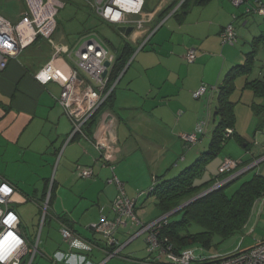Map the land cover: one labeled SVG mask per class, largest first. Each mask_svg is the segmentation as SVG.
I'll return each mask as SVG.
<instances>
[{
  "label": "crops",
  "instance_id": "obj_1",
  "mask_svg": "<svg viewBox=\"0 0 264 264\" xmlns=\"http://www.w3.org/2000/svg\"><path fill=\"white\" fill-rule=\"evenodd\" d=\"M172 1L145 0V12H152L154 17L145 23L144 28L135 29L129 37L119 33L116 24L103 20L114 29L120 44L128 43L134 50L141 44L137 51L139 65L129 73L131 63L117 81L112 98H108L85 125L84 131L89 138L79 133L71 136L72 122L58 102L62 83L57 80L42 81L36 77L51 57L53 42L75 51L85 39L70 42L69 34H57L58 24L51 39L38 37L20 55L10 59L5 70L0 71V174L16 188L13 209L20 216L21 225L28 221L25 210L20 211L21 206L24 208L34 200L42 211L48 193H51V202L57 188L55 211L58 213L56 219L60 231L63 226H68L81 239L95 244L94 249L88 252L70 248L64 239L52 243L45 238V250L36 255L32 264L99 263L101 260L97 254L107 255V245L102 237H90L78 231L76 224L80 218L76 210L79 204L76 202L80 201L81 205L86 202L85 207L88 206L91 199L86 192L91 187H103L101 191L104 195H97L100 219L102 215L111 218L114 216L112 202L118 194L117 185L111 181L114 173L125 188L129 187L130 194L125 189L127 195L136 197L140 190L132 194V187H151L161 179L175 176L208 149L210 142L202 147L199 144L207 141L204 136L210 121L211 106L209 104L205 111V101L193 97V92L202 85L215 87H211L208 99L210 101L214 94L217 96L214 116L219 86L230 68L240 60L238 49L233 47L235 44L224 43L221 33L231 22L242 26L239 30L242 33L251 22L250 15L254 13L245 14L248 3L237 6L230 0H192L177 12L162 17V11ZM72 2L78 7L89 6L94 11L90 0ZM161 20V26L152 32L153 26ZM150 32L153 34L149 35ZM82 34L86 35L83 31ZM147 36L149 40L146 42ZM151 42L152 45L148 47ZM106 46L114 53L111 45ZM192 48L197 51L198 57L195 62L189 63L186 53ZM71 65H74V61L68 55L57 62V67L63 73H67ZM127 74L128 78L123 83ZM241 80H238L234 93L238 100L235 106V130L248 143L245 146L249 148V160L253 157L258 159L264 156V140L255 141L252 147L249 146L250 142H246L238 124L240 105L243 106L242 111L248 112V119L244 117V123L248 121L252 125L255 119L256 123L258 120L250 106L256 97L251 90H241L244 83L241 85ZM256 100L264 105V98ZM202 120L206 121L204 133L199 135L195 144L187 145L182 134L194 133L197 123ZM95 142L103 143V154L96 149ZM153 144L157 145L156 148ZM139 150L142 155L138 157L136 153ZM77 164L93 168V177L82 179L76 172ZM218 169L214 172L210 168L211 177L205 170L198 181L219 180ZM258 173L264 175V166ZM137 177H140L141 185L131 182ZM69 187L82 188L72 191ZM67 190L69 196L65 194L62 197L61 192ZM94 223L90 225L92 229ZM20 228L22 235L29 242H34L33 234ZM117 238L120 240L118 233ZM261 239L257 238L255 242ZM81 256H85V260L82 261Z\"/></svg>",
  "mask_w": 264,
  "mask_h": 264
},
{
  "label": "built area",
  "instance_id": "obj_2",
  "mask_svg": "<svg viewBox=\"0 0 264 264\" xmlns=\"http://www.w3.org/2000/svg\"><path fill=\"white\" fill-rule=\"evenodd\" d=\"M184 1L179 0L169 15L178 11ZM230 1L237 6L248 3L245 14L264 15L263 0ZM25 2L27 8L16 22H12L0 14V71L5 70L9 60L20 55L38 37L51 39L58 26L57 15L65 5L63 0H25ZM92 6L100 19L116 25H134L135 29L144 28L145 23L152 21L154 17L152 12H145V0H96ZM233 18L236 19L237 16L234 15ZM93 33L95 32L90 33V36L75 51L53 42L49 61L36 74V77L42 81L57 80L62 83L58 102L72 122L71 136L79 133L89 138L84 131L85 125L111 96L121 77L120 75L116 81L109 85V74L115 61V54ZM221 36L224 43L235 44L237 42L234 22L224 27ZM64 55H68L74 61V65L70 66L67 73L61 72L57 67V62ZM197 57V51L193 48L186 53V60L189 63L195 62ZM107 60L111 65L107 75L104 76ZM207 90V85H202L193 92V97L200 98L205 95ZM205 125V120L199 121L194 133L182 134L187 145L194 144L199 140V135L205 131ZM233 134V128L226 129L225 137H230ZM95 147L100 154H103V143L95 142ZM263 161L264 156L258 158L251 165L241 168L242 160L225 157L218 170L219 174L227 175V177L217 180L214 184L216 186L211 190L225 185ZM76 172L83 178H91L94 175L93 168L83 164L76 165ZM111 181L118 188V194L112 202L114 216L110 218L102 215L99 223L93 225V229L102 236L108 248L113 247L114 249L108 250L107 259L97 264H104L111 257L118 255L128 243V241L125 244L121 243L117 238V233L120 228L127 227L129 222L139 226V230L130 240L145 233L148 250L152 255L155 253L154 261L166 258V263L162 264H264V239L258 240L246 248L238 247L233 252L224 255L198 254L191 247L177 249L167 238H161L162 227L167 223L169 217L167 214L148 224L141 223L137 218L135 211L138 199L146 192H139L136 197H130L126 193L124 183L116 174ZM15 193L14 185L0 174V264H32L36 255L42 253V239L39 234L35 241L30 243L22 235L21 218L13 209ZM50 196L51 193H48L42 205V225L46 222ZM61 232L70 248L88 252L94 249L93 242L81 239L68 226H63ZM81 257L82 261L85 260V256Z\"/></svg>",
  "mask_w": 264,
  "mask_h": 264
},
{
  "label": "rangeland",
  "instance_id": "obj_3",
  "mask_svg": "<svg viewBox=\"0 0 264 264\" xmlns=\"http://www.w3.org/2000/svg\"><path fill=\"white\" fill-rule=\"evenodd\" d=\"M92 3L93 1L96 2V0H90ZM65 5L60 9V12L57 15V22L59 24L58 32L57 34H69V40L70 42H73V40H83L87 39L91 32L93 33L95 37H97L99 40L103 42L105 45H116L118 50L121 49L122 44L119 43V37L114 31L112 27H110L106 22L101 20L95 12L89 7H78L75 5L72 0H64ZM91 4V3H90ZM92 5V4H91ZM155 4L152 5V7ZM242 7V6H241ZM27 5L25 0H0V14L11 20L12 22H16L21 18L24 11L26 10ZM251 22L246 27V30L242 31L240 33V29L243 28L242 26L238 24H234L235 28L237 29V42L233 47L237 48L240 53V60L237 64H242L245 61L246 54L251 51L253 48L250 44V42L253 40V36H259L264 35V16H261L259 14H252L250 15ZM161 22L158 23L156 26H153L154 29H158L161 26ZM118 26V25H117ZM116 26V27H117ZM82 31L85 32L86 35L82 34ZM152 32L149 33V35L153 34ZM148 35V36H149ZM145 38L144 41H148L149 38ZM247 36V37H246ZM252 39V40H251ZM143 41V42H144ZM119 43V44H118ZM153 42L149 43L147 46H151ZM118 44V45H117ZM141 45V44H140ZM137 45L135 52L132 54L130 59L127 62V65L125 69L121 72V76L124 75L127 68L132 63V68L129 70V73H132L135 67H138V46ZM235 64V65H237ZM234 65V66H235ZM260 71V73H258ZM264 75V41L259 44V47L257 48L256 52V63H255V70L254 73L251 75V78L255 77H262ZM128 78V74L125 77L123 83ZM243 81L241 80V85ZM208 86V92L205 95H203L202 98L203 101H205V111L208 109V105L211 106V113H210V121L209 124L206 126V134L204 138L207 139L206 143H200L199 145L202 147L205 144L207 145L210 142V138L212 135V131L215 128L218 118L213 116V107L215 105V102L217 100L216 94L212 97V99L209 101V93H211L212 89L210 85ZM212 95V94H211ZM234 98L237 99V94H234ZM247 98V97H246ZM264 101V100H263ZM242 105L238 108V114L240 121L238 122L239 128L243 133V136L246 138V142H250L249 146H253L254 142H263L264 140V129H258V120L256 123L255 116L254 117V124L250 125V123H244L245 119L244 117H247L248 112L242 111ZM248 119V117H247ZM199 143V142H198ZM245 142L241 143L236 136H232L231 138L227 139L223 147L219 150V153L209 162L206 173L209 177H211L210 168L213 169L215 172L218 169V165L220 164V161L224 157H232L237 160H244L243 165L241 168H244L248 165H251L254 163L257 159L253 157V159L249 160L250 154L247 153V148L245 146ZM156 148L157 145H152ZM173 150V149H171ZM139 150L136 155L139 157L141 152ZM174 151V150H173ZM155 153V149H154ZM142 155V154H141ZM173 155V152L171 151V156ZM179 155V154H178ZM170 156V157H171ZM178 157V156H177ZM241 158V159H240ZM260 158V157H259ZM162 160V159H161ZM160 160V161H161ZM173 160H176L174 158ZM248 160V161H247ZM159 163V162H158ZM158 163L155 165V167L158 166ZM167 164V163H166ZM264 161L261 162V164L254 166L252 169L248 170L246 173L241 175L238 179L233 181L226 187V192L228 195H232L234 191L246 180L253 177L255 173L260 172V169L263 168ZM154 167V165H153ZM115 174V173H114ZM114 176V175H113ZM87 179V178H82ZM134 179V178H133ZM131 180V179H130ZM131 182H134L135 185H141L140 177H137ZM153 184L154 181H151ZM134 185V186H135ZM81 189L82 187H69L72 191H76L77 189ZM90 188V187H89ZM133 190H131V193L135 194L137 190H146V194L138 199V205L136 207V216L143 224H148L156 219L160 218V209L156 205L155 198L152 196L147 195L148 190L150 187H132ZM103 187H91L86 194L89 195L91 201L88 202V206L85 207L86 202L81 205L80 201L76 202L79 204V207H77V212L80 219H77L78 224H76L78 231L81 232V234L86 236H96L99 239H102L101 235L93 230L90 225L93 224V222L99 223L100 221V208H99V201L97 199V195L100 194L102 196V190ZM127 192L129 193V187L125 188ZM56 190L53 194V200L48 205L47 210V216H46V222L45 225H42V219H43V211H40L38 206L36 205V202L30 201L29 203H32L29 205V203L26 204V206L23 208V206L19 207L21 208L20 211L25 210L26 216L28 217L27 222H23L21 227L23 230H25L28 234H33L34 241L36 236L40 234V237L42 239L41 242V250L44 249L43 240L46 238L48 241L55 243L60 242L62 238V234L60 231L59 224L57 223L56 215L58 214L55 211V203L57 201L56 198ZM138 191V192H140ZM69 191H63L61 196L63 197L65 194L69 196ZM130 194V193H129ZM59 195V196H60ZM104 195V194H103ZM117 195V194H116ZM116 197V196H115ZM264 197H261L258 199L254 206L252 215L250 217V220L248 222L247 227L242 232L235 233L234 235L228 237V238H222L219 235H215L212 243L209 247H204L202 244H193L191 248H194L196 250V253L200 254H206V255H214V254H228L233 252L236 248H246L251 246L252 243L255 242V240L264 238V202H262ZM72 201L73 199H70ZM62 215L63 213H60ZM94 214V216H92ZM181 217V213H177L175 215H170L169 219L174 220ZM39 219V222H37ZM82 219V220H81ZM94 223V224H96ZM139 230V226L132 225L131 222L128 223L127 227H122L118 230V237L121 240V243L125 244L127 241L128 243L124 246V248L121 250V252L118 255H115L111 257L107 262L104 264H162L166 263V258L160 259L158 261H154L155 253L152 255L150 254L148 250V245L146 241V234H140L130 240L132 236L136 234V231ZM192 230H201V227L198 225H193ZM31 243V241H30ZM190 248V247H189ZM97 258L99 261L107 259V255H99L97 254ZM101 261L99 263H101ZM161 261V263H159Z\"/></svg>",
  "mask_w": 264,
  "mask_h": 264
},
{
  "label": "trees",
  "instance_id": "obj_4",
  "mask_svg": "<svg viewBox=\"0 0 264 264\" xmlns=\"http://www.w3.org/2000/svg\"><path fill=\"white\" fill-rule=\"evenodd\" d=\"M190 1L192 0H185L179 10L188 5ZM198 1L203 2L205 0ZM178 2L179 0H173L165 7L161 16L165 17L169 14ZM263 41L264 35L253 39V49L246 54L244 63L231 67L226 73L223 83L219 86L218 102L214 114L218 118V122L208 149L175 176L161 179L149 188L147 195L155 198L161 215L173 211L216 183L217 178L201 182L198 180L202 178L207 165L219 153L227 139L236 136L240 142H244L235 130L237 122L235 106L238 100L233 97V94L237 89L238 80L242 79L244 83L241 90H251L256 99L264 98V75L251 78L255 70L257 48ZM111 46L115 54V61L110 70L109 85L117 80L135 52L128 43L122 44L119 50L117 46L113 44ZM111 98L112 95L109 99ZM256 99L250 106L257 116L258 129H264V105ZM229 127L234 129V134L225 137L226 129ZM218 175L221 177L220 179L227 177V175ZM236 179L207 192L181 210L174 212L172 215L181 213V217L174 220L167 218V223L163 225L161 230V238H167L177 249H183L198 243L204 247H209L215 235L225 239L235 233L242 232L249 221L255 202L264 196V175L255 173L253 177L244 181L232 195H228L225 189ZM193 225L200 226L201 230L193 231ZM107 249L113 250L114 248L107 247Z\"/></svg>",
  "mask_w": 264,
  "mask_h": 264
},
{
  "label": "water",
  "instance_id": "obj_5",
  "mask_svg": "<svg viewBox=\"0 0 264 264\" xmlns=\"http://www.w3.org/2000/svg\"><path fill=\"white\" fill-rule=\"evenodd\" d=\"M135 30V26L134 25H118L117 26V31L123 35H125L126 37H129L131 35V33ZM105 65L107 67L106 71L104 72V76L107 75L108 73V68L110 67L111 63L110 61H106ZM214 186L210 187L209 189H207L206 191L196 195L195 197L191 198L190 200L186 201L185 203H183L182 205H180L179 207H177L176 209H174L173 211L167 213V216L172 215L174 212L181 210L182 208H184L185 206L189 205L190 203L194 202L195 200L199 199L200 197H202L203 195H205L207 192H209Z\"/></svg>",
  "mask_w": 264,
  "mask_h": 264
}]
</instances>
